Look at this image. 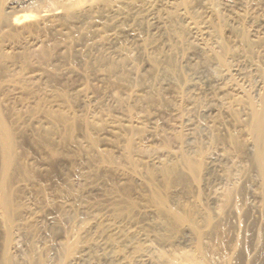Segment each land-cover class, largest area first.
Returning <instances> with one entry per match:
<instances>
[{
  "label": "rangeland",
  "instance_id": "1",
  "mask_svg": "<svg viewBox=\"0 0 264 264\" xmlns=\"http://www.w3.org/2000/svg\"><path fill=\"white\" fill-rule=\"evenodd\" d=\"M0 1V264H264V0Z\"/></svg>",
  "mask_w": 264,
  "mask_h": 264
},
{
  "label": "bare ground",
  "instance_id": "2",
  "mask_svg": "<svg viewBox=\"0 0 264 264\" xmlns=\"http://www.w3.org/2000/svg\"><path fill=\"white\" fill-rule=\"evenodd\" d=\"M6 1V0H5ZM4 1V2H5ZM11 1V0H10ZM9 1V2H10ZM16 1V0H15ZM3 1H2V3H4ZM81 1L80 0H76L72 5H77V4H79ZM0 3H1V1H0ZM7 3V2H6ZM15 3V2H14ZM9 4V6L11 5L12 6V2H10V3H8ZM81 4V3H80ZM6 5V4H5ZM1 6H2V8H4V9H6L5 7H3V5L1 4ZM13 7H14V4H13ZM12 7V8H13ZM11 7H8V9H11V10H13ZM179 8V7H178ZM2 9L0 8V24L3 22H5L4 24H6L7 23V25H9V26H14V25H18V24H20V22L22 21V20H26V19H29V18H31V17H25L24 19H21L20 17H10L11 15H7V12L6 13H4L3 12V10L1 11ZM7 11H10V10H7ZM13 11H15V10H13ZM11 12V11H10ZM14 13V12H13ZM13 13H11V14H13ZM60 13V11L58 10V11H56L55 12V14H59ZM10 14V13H9ZM151 15V14H150ZM13 16V15H12ZM40 16V15H39ZM34 17V16H33ZM32 17V18H33ZM3 24V25H4ZM159 24V23H158ZM157 23L156 24H154V27H157V25H158ZM7 25H5V26H7ZM194 25V24H193ZM160 28V27H159ZM189 31L190 32H192V33H195V34H197V32H198V29L197 28H194V27H191V28H189ZM132 34V33H131ZM140 36V35H139ZM194 38V37H193ZM137 40V39H136ZM130 41V40H129ZM133 41L135 42V38H133ZM138 41V40H137ZM200 43V42H199ZM144 47V46H143ZM254 119H253V123H252V125H251V128H250V130H251V132H252V134H253V136H254V139H255V143H256V146H257V150H256V153H257V155H256V159H257V162H258V164H259V170H260V174H261V176H262V179H263V181H264V116H263V114L261 113V112H258V113H254V117H253ZM252 122V121H251ZM0 143H1V149H2V151H3V153L2 154H0V155H2V158H0V159H2L1 161L3 162V171H2V175L4 174H6L5 172H7L8 171V169H9V167L11 166V163H12V161H13V159H12V153H11V147H12V137H11V134H10V132H9V130L6 128V126L4 125V123H3V121L1 120V118H0ZM1 151V152H2ZM0 152V153H1ZM1 157V156H0ZM1 162V163H2ZM189 165V164H188ZM4 175H3V178H4ZM6 176V175H5ZM2 177L0 178V180L2 179V181H0V183H1V191L3 192L2 193V196H3V199H2V203H3V207L5 208V212H6V214H7V208H8V200H7V195H5L6 193H4V191H5V183H4V179H3ZM6 181V180H5ZM4 194V195H3ZM131 239H132V236H131V234L129 235L128 233H126V234H119L118 235V237H116V239H114V240H112V241H110L109 242V245H108V248H107V246H106V248L107 249H112L114 246H113V243L114 242H119L120 244H124L125 246L126 245H128V244H130V242H131ZM114 245H115V243H114ZM133 249H135L136 250V252H139L140 251V249H138V248H133ZM111 251H113V249L111 250ZM111 255V256H110ZM107 257H111V258H114V257H118V256H113V253L112 252H110L109 251V255H107ZM6 263H8L7 261H6ZM9 264V263H8Z\"/></svg>",
  "mask_w": 264,
  "mask_h": 264
}]
</instances>
